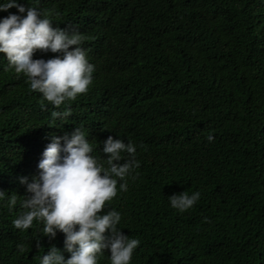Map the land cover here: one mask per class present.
Listing matches in <instances>:
<instances>
[{
  "label": "trees",
  "instance_id": "obj_1",
  "mask_svg": "<svg viewBox=\"0 0 264 264\" xmlns=\"http://www.w3.org/2000/svg\"><path fill=\"white\" fill-rule=\"evenodd\" d=\"M30 3L87 37L96 71L68 121L49 127L64 106L37 104L41 94L0 60V191L18 196L12 211L0 201V264H39L50 245L70 257L62 233L49 240L42 224L21 232L12 220L27 195L18 178L38 175L51 135L81 123L95 155L108 136L166 152L152 182L141 176L109 205L122 213L123 233L140 241L132 264H264V0ZM89 5L94 17L83 21L76 12ZM184 191L201 198L180 214L167 197Z\"/></svg>",
  "mask_w": 264,
  "mask_h": 264
},
{
  "label": "clouds",
  "instance_id": "obj_2",
  "mask_svg": "<svg viewBox=\"0 0 264 264\" xmlns=\"http://www.w3.org/2000/svg\"><path fill=\"white\" fill-rule=\"evenodd\" d=\"M25 7L20 0H0V60L7 69L21 75L33 92L41 94L53 108L49 127L62 126L73 115L70 105L86 94L93 84L96 66L91 63L93 45L71 25L59 28L40 8ZM92 7H81L77 16L83 21L94 17ZM11 11H14L13 13ZM3 12H8L2 17ZM23 116L21 119H26ZM60 121L61 123H57ZM17 127L22 130L16 122ZM81 123L71 133L52 134L38 162V175L19 177L27 195L19 201L22 211L12 220L14 229L26 232L42 224L44 237L64 235L65 258L50 245L39 264H99L109 250L110 264H132L140 241L125 235L120 227L122 213L109 207L118 192H127L141 176L152 182L167 162L164 150L140 145L137 138L108 136L102 142L103 156L95 155V144ZM209 143L214 136L206 137ZM105 156L107 158H105ZM201 192L184 191L167 197L180 214L192 209ZM9 211L16 208L18 196L0 191ZM110 208L111 210L104 211ZM107 233V235H106ZM17 251L23 254L24 244ZM36 247L41 248L40 239Z\"/></svg>",
  "mask_w": 264,
  "mask_h": 264
}]
</instances>
